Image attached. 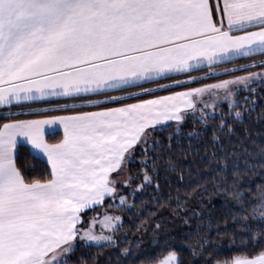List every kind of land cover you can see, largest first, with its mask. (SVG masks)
<instances>
[{"label":"snow or ice","instance_id":"1","mask_svg":"<svg viewBox=\"0 0 264 264\" xmlns=\"http://www.w3.org/2000/svg\"><path fill=\"white\" fill-rule=\"evenodd\" d=\"M258 54L264 55V0H0V107L7 109L0 114V264H68L77 240L85 246L115 245L114 236L103 232L114 233L121 216L105 215L99 235L93 231L98 217L89 222L92 227L78 225L85 211L106 198H111L109 207L128 203L118 185L131 188L139 177L129 174L121 181L118 176L126 162L133 163L136 149L142 146L147 157L157 146L149 143L156 127L183 120L205 94L222 92L229 110L236 107L234 89L254 91L250 85L256 78L264 83V72L151 99L140 97L199 78L157 89L140 86L186 75L205 63ZM249 66L264 68V60ZM37 101L47 107L19 108ZM54 112L63 114L45 115ZM20 116L31 118H13ZM235 116L242 118L239 112ZM47 126H53V134L62 129L57 142L46 138ZM25 145L34 161L44 164L42 174L29 178L36 164L20 161ZM142 163L146 169V160ZM212 170L227 174V158ZM239 179L235 165L234 182ZM150 182L145 170L133 198ZM259 192L244 218L240 245L227 250L236 254L216 264H264V186ZM233 195L243 212L245 193ZM200 247L211 245L205 241ZM120 255L126 264H136L137 250L124 248ZM159 264H180L177 252H168ZM204 264H213L212 257Z\"/></svg>","mask_w":264,"mask_h":264},{"label":"trees","instance_id":"2","mask_svg":"<svg viewBox=\"0 0 264 264\" xmlns=\"http://www.w3.org/2000/svg\"><path fill=\"white\" fill-rule=\"evenodd\" d=\"M260 57L264 55L236 58L216 67ZM250 88L254 91L238 93L236 107L231 110L222 102L214 116L213 108H202L186 114L180 123L156 128L149 143L154 140L157 146L147 157L141 154L142 146L137 148L133 163L127 165V175L139 177L132 181V189L143 181L145 170L151 182L134 198L132 191H125V206L108 209L123 218L121 226L111 234L116 244L85 246L77 242L68 264H126L120 255L124 248L137 250L136 264L155 263L173 250L180 264H204L210 256L216 264L226 255H235L227 250L240 245L244 218L250 215L259 200V189L264 186V83ZM4 111L7 109L1 107L0 114ZM236 112L241 119L236 118ZM222 121H226L223 128ZM56 137L58 134L47 136L49 140ZM27 148H20L19 159L24 166L36 164L29 174L31 178L43 173L44 164L34 161ZM225 158L228 173L213 171L225 164ZM145 160L146 169L142 163ZM235 165L239 166L240 179L234 182ZM237 191L245 193L243 212L238 211L239 203L233 195ZM157 240L161 243L156 244ZM205 241L211 245L207 250L200 247Z\"/></svg>","mask_w":264,"mask_h":264},{"label":"rangeland","instance_id":"3","mask_svg":"<svg viewBox=\"0 0 264 264\" xmlns=\"http://www.w3.org/2000/svg\"><path fill=\"white\" fill-rule=\"evenodd\" d=\"M261 60H264V57H260V58H257L255 60H249V61H246V62H243V63H239V64H235V65H232V66L213 68V69L205 71L200 76H197V77L195 76L196 78H199V79L196 80V82H186V83L182 84V86H172V87H168V88L169 89L170 88H173V89L181 88V90L187 89V88H196V87H200V86H202L204 84H214V83H216L218 81H221V80L231 79L234 76H243V75H246L248 72H264V68L249 66L254 61L259 63ZM241 66H248V67L241 68ZM233 69H241V70L232 71ZM225 70H229V74H227V75L224 74ZM187 79H188V77L184 78L183 80L179 79V80H176V81H187ZM173 82L174 81L169 82L168 84L166 83V85H172ZM260 82H261L260 79L256 78V80H255V82L253 84H258ZM253 84H251L250 87ZM166 89L155 90V91H153V93L151 95L170 91V90H166ZM173 89H171V90H173ZM241 91H245L243 86H238L236 89H234L235 95H234L233 99L235 101H237V95ZM144 96H146V95H144ZM147 96H150V95H147ZM223 96H224V94L221 92L219 97H216V96H213V95H210V94H205L202 97H198V98H196V101H195V103H196L195 110H187V111H185L183 113V115L185 116L188 113H192L194 111L201 110L202 108H213V106L216 108L217 106H219L218 104H220L222 102H224V103H226L228 105V103L223 100ZM205 105H208V106L205 107ZM181 121H175V120L168 121L166 123H163V125L157 126L156 128H160V127H162L164 125H168V124H171V123H173V124L174 123H180ZM127 165H128V163L126 162L124 164V166H123V170L119 173L118 179L121 180V181H123V179L125 177L124 176L125 171L128 174ZM125 167H126V170H125ZM113 175L115 176L116 174L114 173ZM118 187H119V190H120L119 191L120 195H125L126 194L125 191L130 192V193L132 191V187L125 189L123 187L122 183L120 185H118ZM116 201H117V204H118L119 203V196H117ZM111 203H112L111 198H106L105 201L103 202V204L101 206H98L99 207L98 210H95V211H93V212H91L89 214V215H91L92 213L93 214L94 213L97 214L96 217H98V218L96 220L95 226L93 227V231L97 235L101 234V232H102L103 225H102L101 221L103 220V217L105 215H112V216H117L118 215V216H121L120 213H118L117 211L108 210V209L112 208V207H109V205ZM99 214H101V215L98 216ZM91 220H92V218L89 219V220L87 218H85L84 222L82 224V228L92 227V225H90V223H89ZM103 234L111 235L112 232L104 231ZM166 256H164V257H166Z\"/></svg>","mask_w":264,"mask_h":264},{"label":"crops","instance_id":"4","mask_svg":"<svg viewBox=\"0 0 264 264\" xmlns=\"http://www.w3.org/2000/svg\"><path fill=\"white\" fill-rule=\"evenodd\" d=\"M233 34L234 35H239L240 33H235L234 32ZM232 60H234V59L227 60V61H224V62H218L216 64H213L212 66H208L206 63L204 65H202V66H194V70L189 71L186 75H172V76H170L167 79H157L153 83H144L140 87L157 89V85H166V83L168 84L169 82L176 81V80H179V79L183 80L186 77H195V76L197 77V76H200L201 74H203L207 70H210V69H213V68H217L216 66H218V65H220L222 63H225V62L232 61ZM180 90H181V88L173 89V90H170V91H167V92H162V93H158V94H154V95H150V96H147V95L146 96H141L140 98L141 99H151V98H153L155 96H166V95H169V94H171L173 92H179ZM185 90H187V89H183L181 91H185ZM125 91L126 92H138V91H140V88H128ZM109 95H122V93H109ZM89 98H91V99H100L102 97H85L84 99H89ZM58 102L59 103H63L62 100L58 101ZM134 102H135V100H124V101H122V103H134ZM19 106H22V108H20V109H23V110L47 107V105L43 101L22 103ZM117 106H119V105L118 104H109V105H107V107H117ZM77 110L78 111H92V110H95V109H92V108H80V109H77ZM61 114H63V113H60V112L45 113V115H61ZM23 118H31V117H24V116L14 117V119H23ZM163 123H166V122H163ZM47 127L49 129V131L47 133V136L48 135H53V133L51 132V129H52L53 126H47ZM54 134H58V137L53 138L51 140H49L46 137L50 143L57 142V140L62 136V129L57 128V131ZM125 170H126V167H125ZM124 176L125 177L128 176L126 171L124 173ZM91 209H93V208H91ZM91 209H89V210H91ZM96 215L97 214H95V213L93 214L92 213L91 215H88V216H85V217L82 216L83 222H84L85 218H87L89 220V219H91L93 217H96ZM100 215L101 214H99L98 216H100ZM78 227H82V224L78 225ZM77 242H79V240H77ZM162 258H164V256ZM162 258L160 260H158L157 262L152 263V264H159V262L162 260Z\"/></svg>","mask_w":264,"mask_h":264}]
</instances>
